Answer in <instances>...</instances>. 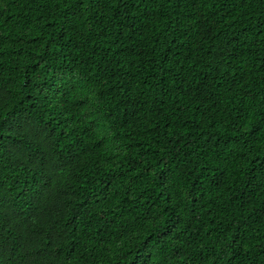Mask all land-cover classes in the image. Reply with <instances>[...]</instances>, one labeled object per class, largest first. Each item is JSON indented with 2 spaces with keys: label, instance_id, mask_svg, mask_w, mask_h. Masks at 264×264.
<instances>
[{
  "label": "trees",
  "instance_id": "trees-1",
  "mask_svg": "<svg viewBox=\"0 0 264 264\" xmlns=\"http://www.w3.org/2000/svg\"><path fill=\"white\" fill-rule=\"evenodd\" d=\"M0 264H264V0H0Z\"/></svg>",
  "mask_w": 264,
  "mask_h": 264
}]
</instances>
